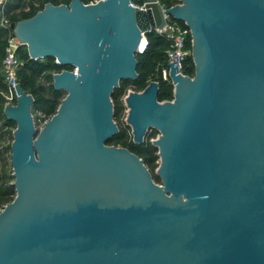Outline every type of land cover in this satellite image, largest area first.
Returning a JSON list of instances; mask_svg holds the SVG:
<instances>
[{
  "label": "water",
  "instance_id": "obj_1",
  "mask_svg": "<svg viewBox=\"0 0 264 264\" xmlns=\"http://www.w3.org/2000/svg\"><path fill=\"white\" fill-rule=\"evenodd\" d=\"M195 76L170 64L159 84L126 98L133 142L149 130L160 165L108 145L120 133L114 91L138 79L142 34L159 6L132 0L47 4L10 29L35 61L62 67L55 116L38 130L35 99L15 87V200L0 211V264H264V0H181Z\"/></svg>",
  "mask_w": 264,
  "mask_h": 264
},
{
  "label": "trees",
  "instance_id": "obj_2",
  "mask_svg": "<svg viewBox=\"0 0 264 264\" xmlns=\"http://www.w3.org/2000/svg\"><path fill=\"white\" fill-rule=\"evenodd\" d=\"M73 0H5L0 6V146L6 136V129L16 130L17 125L6 118L4 115L5 95L8 92L3 70V60L8 39L12 33L10 27L12 24H18L21 21L35 17L39 12L45 9L47 4L54 6H69ZM88 5L100 0H80ZM136 5H141L143 0H132ZM161 4L170 9L181 4V0H160ZM3 21L6 25H3ZM149 46L146 52L137 56L138 61V79L125 80L120 83V88L114 91L112 100L115 106V121L119 120L123 112L121 99L126 95L130 88L137 92H143L152 82L159 84L158 101L160 103L171 102L174 100V86L171 81L165 80L162 76L163 69L168 67L167 53L170 50V43L166 38L158 35L156 32L148 34ZM192 50V45H189ZM19 58L22 62L18 70V81L23 90L32 95L35 104L32 107L33 115H40L35 118L40 121L51 120L56 115L62 101L67 97L64 91H57L54 87V75L65 70L74 71L72 67H62L56 63L53 58L35 61L30 58L27 47L24 46L19 52ZM184 73L188 77L195 76V66L192 58L189 59L184 68ZM14 133V132H13ZM3 138V139H2ZM12 142L14 136L12 135ZM110 146L125 148L141 158L144 164L151 172L158 168L160 158L159 150L150 140H146L143 145H137L133 142V136L124 130L114 136L108 143ZM12 154V144L6 149V152ZM1 159L4 165H0V209L11 204L16 198V190L13 186V168L10 173L6 170L8 165L4 158V151L0 150ZM12 173V174H11ZM153 179L161 184V179L155 175Z\"/></svg>",
  "mask_w": 264,
  "mask_h": 264
},
{
  "label": "built area",
  "instance_id": "obj_3",
  "mask_svg": "<svg viewBox=\"0 0 264 264\" xmlns=\"http://www.w3.org/2000/svg\"><path fill=\"white\" fill-rule=\"evenodd\" d=\"M99 2V1H97ZM96 2V3H97ZM154 3L157 4L163 13L164 24L161 28L156 30H149L142 34L141 43L139 46V55H142L146 52L149 46L148 34L156 32L158 35L166 38L170 43V50L167 53L168 56V67L163 69L162 76L165 80L171 81L170 79V69L169 65L177 63L179 73L183 76H186L184 73V68L189 59L192 58V50L189 49V45H192L191 31L187 25L176 22L172 17L167 15V10L160 2V0H143L141 5H136L133 3V6L143 9L147 4ZM3 25L6 23L3 21ZM23 44L12 32L6 46L5 57L3 60V70L5 74V82L7 85L8 92L5 97V106H16L17 103V93L15 87L19 86L18 81V70L22 65V62L19 58V52L23 48ZM49 120H44V126ZM4 142V141H3ZM6 148L2 145L0 150L3 152ZM3 209H0L2 211Z\"/></svg>",
  "mask_w": 264,
  "mask_h": 264
},
{
  "label": "rangeland",
  "instance_id": "obj_4",
  "mask_svg": "<svg viewBox=\"0 0 264 264\" xmlns=\"http://www.w3.org/2000/svg\"><path fill=\"white\" fill-rule=\"evenodd\" d=\"M130 93H141V92H137L133 88H130L128 90V92L126 93V95L121 99V105L123 106V112L121 114V117H120L119 120H116L115 122L117 123V125H118V127H119L120 130H124V131L128 132L129 134H131V136H132V128L127 123L129 110H128V107H127V104H126V98L128 97V95ZM37 117L39 118L40 115H35L34 116L35 124H36L37 129L38 130H41L44 127V121H40L39 119H35ZM13 132L14 131H13L12 128L6 129V136L3 137L4 138V140H3L4 142L2 143V146L4 148H6V149L8 147H10L11 144L13 143L12 142V138H11L12 135H13ZM159 137H160L159 132L154 131V130H149V132L147 134L146 140H150L151 142H154V141L158 140ZM6 149L4 150V158L6 159V162H7V165H8V167H7L8 169H6V170L10 173L12 171L10 169V165H11V154H9L8 151L6 152ZM158 163L160 165V161ZM0 165L1 166L4 165V161H3V159H1V155H0ZM159 165H158V168H159ZM158 168L155 170V172H151L153 176L157 175L156 173H157ZM159 185H161V184H159Z\"/></svg>",
  "mask_w": 264,
  "mask_h": 264
},
{
  "label": "crops",
  "instance_id": "obj_5",
  "mask_svg": "<svg viewBox=\"0 0 264 264\" xmlns=\"http://www.w3.org/2000/svg\"><path fill=\"white\" fill-rule=\"evenodd\" d=\"M5 0H0V6L2 5V3L4 2Z\"/></svg>",
  "mask_w": 264,
  "mask_h": 264
},
{
  "label": "flooded vegetation",
  "instance_id": "obj_6",
  "mask_svg": "<svg viewBox=\"0 0 264 264\" xmlns=\"http://www.w3.org/2000/svg\"><path fill=\"white\" fill-rule=\"evenodd\" d=\"M171 83H172V81H171Z\"/></svg>",
  "mask_w": 264,
  "mask_h": 264
}]
</instances>
